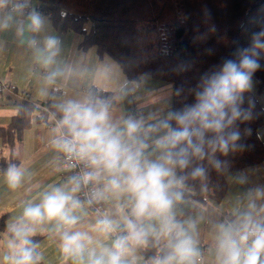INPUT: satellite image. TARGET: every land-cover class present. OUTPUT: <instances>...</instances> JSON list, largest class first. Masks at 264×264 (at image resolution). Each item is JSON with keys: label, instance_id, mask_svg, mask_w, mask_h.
Instances as JSON below:
<instances>
[{"label": "clouds", "instance_id": "9594fccd", "mask_svg": "<svg viewBox=\"0 0 264 264\" xmlns=\"http://www.w3.org/2000/svg\"><path fill=\"white\" fill-rule=\"evenodd\" d=\"M8 2L0 0V7ZM28 4L29 0H24L16 7ZM27 21L33 33H40L46 23L35 9L28 13ZM7 27L6 21L0 23V29ZM29 43L46 66L55 62L61 50L56 35L42 41L33 37ZM262 54L264 31L253 36L251 47L239 51L238 62L227 60L201 80L193 90V103L169 110L164 119L147 127L142 119L129 117L123 129L115 130L109 103L92 96L54 105L63 132L53 139V147L68 159L83 161L88 171L52 187L40 203L23 208L21 216L8 226L11 255L4 259L10 264H39L43 255L32 237L38 226L53 224L61 256L73 264H136L135 252L149 246L158 250L152 264H200L194 238L198 221L179 219L175 208L185 201L189 180L207 179V168L202 164L193 167L194 162L207 160L217 172L225 173L228 162L216 154L227 156L246 147L237 122L253 119V102L249 99L247 108L243 104L245 95L254 89ZM58 75V71L49 72L45 83L55 84ZM135 87L138 82L133 81L129 90ZM251 132V128L244 129V135ZM257 138L264 139V131H258ZM186 169L191 170L185 173ZM23 177V170L15 165L5 173L12 189L21 185ZM233 179L240 184L248 182L242 172ZM101 181L100 187L83 191ZM82 191L83 200L78 195ZM109 197L123 198L119 205L123 215L120 219L98 216L93 231L112 240L109 246L91 247L93 237L78 227V213H83L86 205L91 207ZM231 217L218 226L217 264H264V187L249 189Z\"/></svg>", "mask_w": 264, "mask_h": 264}, {"label": "trees", "instance_id": "16d2710c", "mask_svg": "<svg viewBox=\"0 0 264 264\" xmlns=\"http://www.w3.org/2000/svg\"><path fill=\"white\" fill-rule=\"evenodd\" d=\"M32 1L54 25L81 35V48L95 47L99 56L112 57L128 79L136 80L140 73H147L170 81L171 110L193 103V90L201 80L227 60L238 62L239 51L251 47L253 36L264 31V0ZM260 63L254 89L245 95L243 104L247 108L251 99L253 119L237 122L246 147L227 156L216 154L228 162L227 172L264 161V141L257 138L259 127L264 125V105L257 96L264 95V54ZM88 96L110 105L113 91L92 84L87 89ZM54 105L51 96L42 101L32 96L21 98L17 113L6 127L0 128L2 145L7 149V155L0 157V169L7 170L17 162L15 147L23 129L31 124L33 113L37 120L46 122L51 118L59 124L60 114ZM246 128H251L250 136L244 135ZM196 164L207 168V179L189 180L185 199L199 203L220 201L226 192L227 172H217L207 160L196 161L193 167ZM5 217V213L0 214V227ZM40 237L35 234L32 239L36 243ZM138 250L150 264L158 254L151 246Z\"/></svg>", "mask_w": 264, "mask_h": 264}, {"label": "crops", "instance_id": "0c3cea01", "mask_svg": "<svg viewBox=\"0 0 264 264\" xmlns=\"http://www.w3.org/2000/svg\"><path fill=\"white\" fill-rule=\"evenodd\" d=\"M40 13L45 17V27L40 33H33L27 26L28 13L18 8L9 10L0 7V23H8L7 28L0 29V80L14 84L17 89V92L0 91V128L6 127L17 113L21 100L19 93L29 92L38 101L51 96L52 102L58 104L67 99H84L92 84L113 91L109 115L115 130L123 129V122L129 117L142 119L145 127L166 117L171 110L170 81L154 78L147 73H140L136 80L128 79L112 57L107 54L99 56L95 47L81 48V35L70 28L61 29L59 25L52 23L47 14ZM48 35L60 38L61 50L55 62L46 66L29 41L33 37L42 41ZM52 71H58L60 75L55 84L47 85L44 77ZM141 77L144 79L141 80ZM133 81L138 82V87L129 90ZM126 82L128 88H124ZM259 100L264 105V95L259 96ZM258 131H264V125ZM61 134L56 120H37L36 113H33L31 124L23 129L21 140L15 147L17 162L14 165L24 172L21 185L16 189L10 188L5 179L6 170L0 169V214H6L5 224L0 227V264H10L4 259L11 255L7 248L11 235L8 226L21 216L26 205L40 203L45 192L54 186L66 184L72 177L62 166V152L52 144L53 139ZM149 143L151 145L152 141ZM6 155L7 149L2 145L0 137V157ZM241 172L248 177L246 184L233 179ZM102 183L103 181L96 184L97 187ZM226 184V192L220 201L199 203L185 199L175 208L179 219L191 218L198 221L194 238L198 249H205V264H217L216 238L219 224L232 218V210L249 189L264 187V161L228 171ZM122 199L109 197L104 200L106 214L113 219H120L123 215L119 207ZM78 214L81 215L78 227L88 231L93 237L91 247L111 244L112 237L106 238L93 231L96 212L92 207L86 205L83 213ZM36 234H41L36 243L39 245L38 251L43 255L42 264H73V261L62 258L59 236L53 224L38 226ZM134 255L136 264H150L139 250Z\"/></svg>", "mask_w": 264, "mask_h": 264}, {"label": "built area", "instance_id": "2783aa9c", "mask_svg": "<svg viewBox=\"0 0 264 264\" xmlns=\"http://www.w3.org/2000/svg\"><path fill=\"white\" fill-rule=\"evenodd\" d=\"M33 2L34 1L29 0V4L26 7L18 8L16 6L22 5L24 3V0H9V2L3 7L7 8L9 10H14V9L18 8L25 13H29L32 9L39 11V8L36 6V2H34V3ZM0 91H15V92H17V89H16L14 84L0 80ZM19 95L21 98L31 96L29 92H22V93H19ZM62 166L64 167L65 170L70 172L71 176H80L85 171H88V169L86 168L85 163L83 161L68 159L63 152H62ZM92 187H97V185L94 184V185L90 186L89 188H85L83 191H90ZM83 191L80 194H78L82 200H83ZM91 207L96 212V218L98 216H102V215L106 214L103 201L100 202L99 204H94ZM199 251H200V264H205L206 263L205 257H204L205 249L200 248Z\"/></svg>", "mask_w": 264, "mask_h": 264}, {"label": "rangeland", "instance_id": "374dc122", "mask_svg": "<svg viewBox=\"0 0 264 264\" xmlns=\"http://www.w3.org/2000/svg\"><path fill=\"white\" fill-rule=\"evenodd\" d=\"M257 96H260V95H257Z\"/></svg>", "mask_w": 264, "mask_h": 264}]
</instances>
